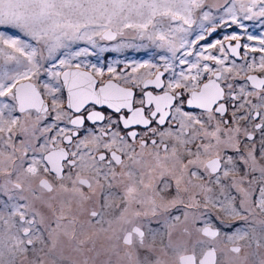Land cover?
Here are the masks:
<instances>
[{
  "label": "snow or ice",
  "instance_id": "6c2138e0",
  "mask_svg": "<svg viewBox=\"0 0 264 264\" xmlns=\"http://www.w3.org/2000/svg\"><path fill=\"white\" fill-rule=\"evenodd\" d=\"M0 264H264V0H0Z\"/></svg>",
  "mask_w": 264,
  "mask_h": 264
},
{
  "label": "flooded vegetation",
  "instance_id": "af4514ba",
  "mask_svg": "<svg viewBox=\"0 0 264 264\" xmlns=\"http://www.w3.org/2000/svg\"><path fill=\"white\" fill-rule=\"evenodd\" d=\"M125 56H127L129 58H131L133 56H135L136 58H141L143 56V53H137V52H133L132 50H129L126 53H124V55H120L118 53H112L109 56V59H114V58L123 59Z\"/></svg>",
  "mask_w": 264,
  "mask_h": 264
}]
</instances>
